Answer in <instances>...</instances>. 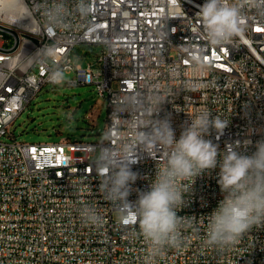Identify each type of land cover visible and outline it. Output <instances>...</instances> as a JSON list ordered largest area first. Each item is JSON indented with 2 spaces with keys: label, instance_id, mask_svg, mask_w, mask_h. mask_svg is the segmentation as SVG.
I'll use <instances>...</instances> for the list:
<instances>
[{
  "label": "built area",
  "instance_id": "1",
  "mask_svg": "<svg viewBox=\"0 0 264 264\" xmlns=\"http://www.w3.org/2000/svg\"><path fill=\"white\" fill-rule=\"evenodd\" d=\"M23 1L29 25L12 22L19 19L15 12L0 23V264H264V229H253L231 250L205 242L207 215L222 199L218 169L197 179L188 206L178 213L197 217L198 230L183 232L180 250L153 256L138 225H123L119 207L99 191L91 157L102 141L34 144L19 141L13 131L51 84L48 73L61 67L72 75L68 85H95L106 100V129L120 125L114 147L134 135L137 116L114 111L134 94L145 106L152 95L167 96L159 118L170 114L177 139L189 116L206 109L229 120L219 140L215 133L206 137L221 151L237 140L254 144L264 138V16L246 8L243 33L231 45L214 47L195 16L205 0H89L87 16L68 0L71 12L52 32L41 11L52 0ZM81 45L102 50L85 66L74 64ZM48 46L56 47L54 61L38 56ZM194 56L203 61L201 71H194ZM163 162V150L153 158L140 154L132 166L139 173L133 189L147 190ZM136 198L133 191L129 200ZM85 205L101 216L99 225L82 220Z\"/></svg>",
  "mask_w": 264,
  "mask_h": 264
},
{
  "label": "clouds",
  "instance_id": "2",
  "mask_svg": "<svg viewBox=\"0 0 264 264\" xmlns=\"http://www.w3.org/2000/svg\"><path fill=\"white\" fill-rule=\"evenodd\" d=\"M246 8L264 16V0H205L199 6L195 16L210 46L234 43V38L244 31ZM41 11L47 30L52 32L64 25L71 9L68 0H52ZM75 11L87 16L91 11L89 0H76ZM56 55L55 46L38 54L49 61H54ZM193 61L194 71L204 68L202 59L194 56ZM66 80L67 74L61 67L48 73V81L53 85L62 86ZM186 87L194 90L196 86L189 83ZM166 100L167 96L152 95L145 106L140 96L134 94L126 101H118L115 112L137 116L135 132L130 140L121 141L119 148L111 141L119 135L120 125L113 124L102 133L101 146L93 159L99 191L119 207L123 225H138V234L154 256L165 248L180 250L186 245L183 232L198 230L197 217L178 213L188 206L197 179L218 169L216 182L222 199L207 215L205 242L220 251L231 250L253 229H264V138L254 144L251 140L226 143L221 151L218 143L206 137L215 133L219 140L229 120L205 109L189 116L177 139L170 114L159 118ZM249 147L254 148L250 154ZM157 150H163L164 162L156 167L148 189H133L139 173L132 166L140 154L153 158ZM133 191L137 195L135 201L129 200ZM81 218L92 225L102 221L90 205L81 209Z\"/></svg>",
  "mask_w": 264,
  "mask_h": 264
},
{
  "label": "rangeland",
  "instance_id": "3",
  "mask_svg": "<svg viewBox=\"0 0 264 264\" xmlns=\"http://www.w3.org/2000/svg\"><path fill=\"white\" fill-rule=\"evenodd\" d=\"M4 37L12 38L7 33H4ZM101 50L100 46H78L74 52V64L85 66L87 62L94 61ZM81 56L84 58L80 59ZM71 77L67 75V80ZM107 118L106 100L99 97L95 85L50 84L18 117L13 131L19 141L34 144L58 143L68 138L72 141L100 143ZM95 154L91 157L92 161Z\"/></svg>",
  "mask_w": 264,
  "mask_h": 264
},
{
  "label": "bare ground",
  "instance_id": "4",
  "mask_svg": "<svg viewBox=\"0 0 264 264\" xmlns=\"http://www.w3.org/2000/svg\"><path fill=\"white\" fill-rule=\"evenodd\" d=\"M15 12V17L12 22L20 26L30 24L29 13L25 9V2L23 0H0V23H7V17Z\"/></svg>",
  "mask_w": 264,
  "mask_h": 264
}]
</instances>
